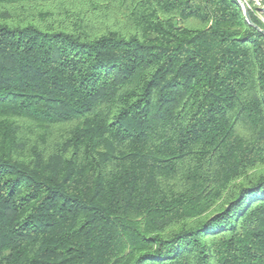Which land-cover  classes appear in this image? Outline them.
<instances>
[{
	"label": "trees",
	"instance_id": "trees-1",
	"mask_svg": "<svg viewBox=\"0 0 264 264\" xmlns=\"http://www.w3.org/2000/svg\"><path fill=\"white\" fill-rule=\"evenodd\" d=\"M249 13L0 0V264H264Z\"/></svg>",
	"mask_w": 264,
	"mask_h": 264
},
{
	"label": "built area",
	"instance_id": "built-area-1",
	"mask_svg": "<svg viewBox=\"0 0 264 264\" xmlns=\"http://www.w3.org/2000/svg\"><path fill=\"white\" fill-rule=\"evenodd\" d=\"M254 0H237L238 4L240 5V7L242 8V10L245 9V7H247V9L249 11H262L264 12V0H257V5H255V2H253ZM259 1V2H258Z\"/></svg>",
	"mask_w": 264,
	"mask_h": 264
},
{
	"label": "rangeland",
	"instance_id": "rangeland-1",
	"mask_svg": "<svg viewBox=\"0 0 264 264\" xmlns=\"http://www.w3.org/2000/svg\"><path fill=\"white\" fill-rule=\"evenodd\" d=\"M253 2H255V5H257L256 3H257V0H254ZM259 2V1H258ZM261 21H263L264 22V12H262V11H258V12H256V11H254L253 12Z\"/></svg>",
	"mask_w": 264,
	"mask_h": 264
},
{
	"label": "water",
	"instance_id": "water-1",
	"mask_svg": "<svg viewBox=\"0 0 264 264\" xmlns=\"http://www.w3.org/2000/svg\"><path fill=\"white\" fill-rule=\"evenodd\" d=\"M245 16H246V20L250 23L253 24L249 10L247 9V7H245V9L243 10Z\"/></svg>",
	"mask_w": 264,
	"mask_h": 264
}]
</instances>
